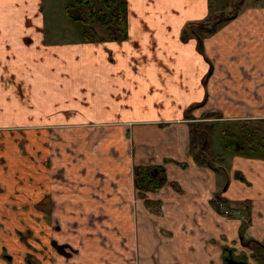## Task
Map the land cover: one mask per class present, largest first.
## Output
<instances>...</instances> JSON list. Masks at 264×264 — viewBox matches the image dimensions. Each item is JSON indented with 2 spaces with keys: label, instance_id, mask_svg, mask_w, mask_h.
Wrapping results in <instances>:
<instances>
[{
  "label": "crops",
  "instance_id": "0c3cea01",
  "mask_svg": "<svg viewBox=\"0 0 264 264\" xmlns=\"http://www.w3.org/2000/svg\"><path fill=\"white\" fill-rule=\"evenodd\" d=\"M44 1L0 0V258L21 264L30 228L77 249L54 264H224V248L256 264L215 199L249 201L243 236L261 242L264 152L201 166L189 131L211 123V147L239 123L264 137V2L220 22V0H127V38L93 23L87 41ZM136 167L164 186L138 194Z\"/></svg>",
  "mask_w": 264,
  "mask_h": 264
},
{
  "label": "trees",
  "instance_id": "16d2710c",
  "mask_svg": "<svg viewBox=\"0 0 264 264\" xmlns=\"http://www.w3.org/2000/svg\"><path fill=\"white\" fill-rule=\"evenodd\" d=\"M74 4H69L66 7V13L69 18L75 23L79 22L83 28V39L90 41L99 40L96 36L93 23H98L103 26L107 31V38L111 40H124L127 37V0H74ZM230 16V15H228ZM226 16V18L228 17ZM231 17V16H230ZM224 18V19H226ZM194 25V24H193ZM192 25V26H193ZM191 26V24L189 25ZM192 29V27H191ZM210 130H212L211 123L193 122L191 124L190 134V154L193 159L201 166H209L217 169L209 158L210 151ZM222 140L226 142L223 144L225 148L230 150L239 149V155L245 157H252L253 155L264 152V137L261 136L260 131L256 128L248 127L245 123L236 124L232 128H225L221 130ZM235 147H233V145ZM233 147V148H232ZM134 186H136L138 194H144L146 191H158L166 182V175L162 168L154 167H136L134 168ZM235 177L241 181L244 178L240 172H236ZM226 202L219 195L215 199V207L223 213V209L219 207V203ZM250 202L243 201L231 209L230 214L239 212L242 216V223L239 228L240 238L242 244L249 246L254 245V250L250 256L256 261L257 264H264V240L261 242L252 238H244V229L250 223ZM227 206V205H226ZM231 249L224 248V257H231L234 260L245 261L247 256L242 254L241 257H233L230 253ZM224 264H228L226 261Z\"/></svg>",
  "mask_w": 264,
  "mask_h": 264
},
{
  "label": "rangeland",
  "instance_id": "374dc122",
  "mask_svg": "<svg viewBox=\"0 0 264 264\" xmlns=\"http://www.w3.org/2000/svg\"><path fill=\"white\" fill-rule=\"evenodd\" d=\"M44 2L46 3L45 15L48 17V20H50L51 23H52V21H55L56 23H58L60 21V18L64 17V14H61L64 12V8L69 4L75 3L74 0H45ZM220 2H222L223 5H225V6L223 8H221L222 11L220 10L219 13H217V15L215 14L212 17V21L215 20V21L222 22L223 19L226 18V16L238 14V12L244 7V5L251 6V5H256V4H261V3L263 4L264 0H220ZM220 2H218L216 4V6H218L219 8H220ZM74 26H75V31L72 28H70V32L72 34H74L75 37L77 38V37H79V34L81 33V31L83 30L84 27L79 22L75 23ZM231 127L232 126H230V125L228 126V128H231ZM217 136L218 135H215L213 138L212 147H213L214 152L212 153V151H211V156H209V158H210L211 162L213 164H215V166L220 165V163H222L221 161H223L224 165L226 167H230L233 154L229 153L224 148L223 144L226 141L222 140V138L218 139ZM232 145H233V147H235L234 144H232ZM238 152H239V149H235L233 151V153L236 155H239ZM220 204H223V207L227 208V210L230 213L231 208L229 205L226 206L224 204V202H222V203L220 202L219 205ZM233 205H235V203ZM253 247H254L253 244L249 245V248L252 251L254 250ZM230 253L232 254L233 257H241V258L243 257V256H241L242 254H240V253L237 254V252L235 253L233 250H231ZM223 257H224V255H223ZM245 261L249 262L248 257H247V259L245 258ZM224 263H225V257H224Z\"/></svg>",
  "mask_w": 264,
  "mask_h": 264
},
{
  "label": "flooded vegetation",
  "instance_id": "af4514ba",
  "mask_svg": "<svg viewBox=\"0 0 264 264\" xmlns=\"http://www.w3.org/2000/svg\"><path fill=\"white\" fill-rule=\"evenodd\" d=\"M223 214H225L224 211ZM227 214H229V211L226 213V215ZM54 227L55 230H60V227L56 225ZM21 241L24 244L25 253V257L22 260L21 264H45L46 261L49 262L52 259V257L49 255L51 253L53 254V252L60 256H63L66 260H68L74 255V253L78 252L77 249L73 248L69 243H59L57 239L52 238L44 231H41L39 235L35 236L33 230H31L30 228L23 229ZM9 258L10 259H4L3 257H1L0 259L4 260L7 264H14L12 263V257L9 256ZM245 263L252 264L248 261H246ZM50 264H54L52 260L50 261Z\"/></svg>",
  "mask_w": 264,
  "mask_h": 264
},
{
  "label": "water",
  "instance_id": "95a60500",
  "mask_svg": "<svg viewBox=\"0 0 264 264\" xmlns=\"http://www.w3.org/2000/svg\"><path fill=\"white\" fill-rule=\"evenodd\" d=\"M225 261L228 263V264H247V263H245L244 261H236V260H234L233 258H231V257H226V259H225Z\"/></svg>",
  "mask_w": 264,
  "mask_h": 264
},
{
  "label": "built area",
  "instance_id": "2783aa9c",
  "mask_svg": "<svg viewBox=\"0 0 264 264\" xmlns=\"http://www.w3.org/2000/svg\"><path fill=\"white\" fill-rule=\"evenodd\" d=\"M219 207H221L225 213L228 212L227 208L223 207V204H220Z\"/></svg>",
  "mask_w": 264,
  "mask_h": 264
}]
</instances>
